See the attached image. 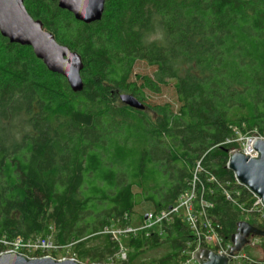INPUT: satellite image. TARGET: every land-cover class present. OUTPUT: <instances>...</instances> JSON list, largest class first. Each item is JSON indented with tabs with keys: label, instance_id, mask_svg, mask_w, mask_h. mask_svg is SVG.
<instances>
[{
	"label": "trees",
	"instance_id": "16d2710c",
	"mask_svg": "<svg viewBox=\"0 0 264 264\" xmlns=\"http://www.w3.org/2000/svg\"><path fill=\"white\" fill-rule=\"evenodd\" d=\"M24 6L79 57L83 89L73 93L29 47L0 36V240L50 235L82 264L122 251L121 264H145L140 255L164 248L155 264H181L194 245L178 219L125 236L123 247L109 232L142 225L144 215L130 221L142 203L170 208L199 163L198 199L230 242L242 216L224 192L240 191L246 205L251 193L226 167L236 149L226 141L264 138V0H105L91 24L48 0ZM165 86L174 103L148 104ZM248 222L264 231V221Z\"/></svg>",
	"mask_w": 264,
	"mask_h": 264
},
{
	"label": "water",
	"instance_id": "95a60500",
	"mask_svg": "<svg viewBox=\"0 0 264 264\" xmlns=\"http://www.w3.org/2000/svg\"><path fill=\"white\" fill-rule=\"evenodd\" d=\"M55 2L61 10L69 12L76 21L91 24L101 19L105 0H48ZM0 36L10 44L29 47L34 56L42 62L46 70L66 80L69 89L78 93L83 89L80 77L79 57L68 48L58 44L53 36L44 30L27 12L24 0H0ZM121 104L144 110V106L132 95L119 94ZM257 157L250 158L240 151L228 152L227 169L231 171L238 185L256 196L264 206V140L255 139L252 143ZM146 219V216H144ZM264 239V231L248 222L240 221L235 233L230 237L229 256L242 251L249 238ZM229 258V257H228ZM224 254L200 248L193 253L198 264H228ZM0 264H82L73 259L56 261L49 257L27 259L14 252L0 254Z\"/></svg>",
	"mask_w": 264,
	"mask_h": 264
},
{
	"label": "built area",
	"instance_id": "2783aa9c",
	"mask_svg": "<svg viewBox=\"0 0 264 264\" xmlns=\"http://www.w3.org/2000/svg\"><path fill=\"white\" fill-rule=\"evenodd\" d=\"M255 139L264 140L263 137L242 135L239 132H235V138L233 140L226 141V143H235L236 149L231 151H240L242 154H246V156L248 155L250 158H256L257 153L252 148V143ZM199 171L200 166L199 163H197L189 189L183 193L170 208L161 210L157 213L152 211L146 213L144 215L146 216V219L143 218V223L138 228L126 226L116 231H110L109 233L114 239L128 235L135 236L138 231L149 230L155 226L162 225L163 223H169L173 219H178L185 224L192 233L194 245V249L188 254L189 259L181 264H198L193 259V253L200 248L209 249L216 254H224L227 258L229 257L228 264H244L246 261H249V258L246 255H241V252L236 253L233 256H229L231 249L230 242H225L222 239L218 233V225L210 219L207 213V210L212 207L211 204L201 198L198 199L197 174ZM224 196L227 201L237 206L242 216V221L248 222L250 219L256 220L260 223L264 221V206L252 193L249 205L239 201L241 195L238 190L232 191V193L225 191ZM260 240L261 238L257 237L249 238V242L246 247L257 248L258 245H260ZM0 245L2 248L0 254L14 252L27 259L49 257L56 261L65 259L76 260L74 257L62 255L61 251H63L66 247L55 244L50 235L29 240H23L21 238L0 240ZM120 256L122 260L126 259L123 251L120 252Z\"/></svg>",
	"mask_w": 264,
	"mask_h": 264
},
{
	"label": "rangeland",
	"instance_id": "374dc122",
	"mask_svg": "<svg viewBox=\"0 0 264 264\" xmlns=\"http://www.w3.org/2000/svg\"><path fill=\"white\" fill-rule=\"evenodd\" d=\"M135 72L140 73V74H151L152 69L145 67L143 64H138L137 67L135 68ZM174 101H175V96L170 86L161 87L160 92L157 94H151V93L147 94V103L150 105H162L165 103H174ZM151 211L153 210L148 203H142L138 208L135 209L134 213L132 214L131 220H130L131 223L134 225H137L138 218L141 215H145L146 213L151 212ZM133 227L138 228L140 226H133ZM118 229L120 228H113L110 231H116ZM125 243H126L125 237H120L119 238L120 247L125 246ZM245 248L242 249L241 255L248 256V253H251L253 257L257 258L261 262H264V251L262 250L260 245H258L257 248H248V247H245ZM61 253L64 256L74 257L71 251H68L67 248L61 251ZM165 253H166V249L164 248L148 249L142 255H140L137 262L145 263V264H150V263L155 264L159 259H161L165 255ZM123 261L125 260H122L120 254H118L115 256V259L113 261L111 262L108 261L109 263L107 264H110V263L121 264Z\"/></svg>",
	"mask_w": 264,
	"mask_h": 264
}]
</instances>
